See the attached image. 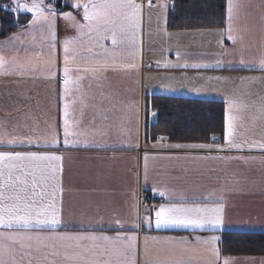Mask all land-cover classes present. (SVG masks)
<instances>
[{
    "label": "crops",
    "instance_id": "0c3cea01",
    "mask_svg": "<svg viewBox=\"0 0 264 264\" xmlns=\"http://www.w3.org/2000/svg\"><path fill=\"white\" fill-rule=\"evenodd\" d=\"M136 2L143 4L134 49L136 57L132 61L137 67L109 69L104 74L106 79L97 82L89 76L83 81L86 105L76 103L72 108L78 135L70 136L69 141L75 143L67 146L63 134V106L66 102L63 44L66 39L78 36L89 43V38L88 35L81 36L72 22L63 16L71 12L77 21L83 23L82 8L75 9L65 0L69 8L63 10V5L61 10L55 9L57 15L50 18L57 22L61 95L56 92L47 98L32 96L27 127L17 116L18 111L11 109L17 113L5 116L6 131L25 139L31 137L33 143L15 147L0 145V151L62 156L59 174L62 191L58 207L62 209V221L67 227L60 231L135 235L140 264L144 261L145 237L158 238L147 241L151 261L183 254L190 264H225L226 260L228 264H264V256L223 255L219 247L224 231H264V154L255 148L251 151L247 147L228 149L225 142L227 117L239 115L235 109L230 110V102H255L258 106L259 98L264 97V71L257 66L240 64L241 59L247 63L264 56V0H235L238 5L232 33L236 37L235 43L228 38V0L224 27L208 30L210 32L171 25L170 12L174 1L170 0L162 47L154 39H147V14L152 5L144 4L143 0ZM89 35L104 47L113 48L111 39ZM132 50L117 46V61H131L129 52ZM93 51L103 53L99 47H94ZM194 63L209 67L182 66ZM244 77L259 79L245 80ZM74 96L79 99L80 94L74 93ZM155 96L221 101L224 128L221 138L218 136L219 141H211L213 137L208 142L173 141L166 130L153 138L151 125L156 122H152V113H157L153 108ZM72 99L73 95L67 98L69 102ZM2 110L0 100V114ZM242 115L244 127L237 128V141L264 137V119L259 117L255 107ZM253 115L257 117L255 121L251 119ZM53 132L59 143L44 147L46 141L51 142ZM197 144L209 145L211 150L173 147ZM217 148L225 150L217 151ZM141 190L151 193L152 207L169 203L222 205L223 225L203 229H157L153 212V223L149 227L144 222L149 209L138 199ZM160 192L164 195L161 196ZM117 220L123 228L115 223ZM137 224L139 227H134ZM213 236L219 237L214 242L218 256L211 251V243L205 245L197 239L207 241ZM165 238H171L172 242ZM180 241L185 243L178 244Z\"/></svg>",
    "mask_w": 264,
    "mask_h": 264
},
{
    "label": "snow or ice",
    "instance_id": "6c2138e0",
    "mask_svg": "<svg viewBox=\"0 0 264 264\" xmlns=\"http://www.w3.org/2000/svg\"><path fill=\"white\" fill-rule=\"evenodd\" d=\"M149 5L151 0H148ZM14 6L12 12H29L33 14L31 24L44 23L51 27L53 21L50 17L57 15L56 10L42 4L41 0H33L31 5L12 0ZM9 8V5H0ZM72 7L83 9V23L77 21L71 12L63 14L66 20L72 22L81 34L88 35L89 43H85L80 36L74 39H66L63 44V84L66 102L63 106V134L64 144L70 143L69 137L78 135L75 131L72 108L76 103L86 105L83 81L89 76L99 82L106 79L104 75L109 69H134L137 65L135 60V45L140 29L142 18V3L136 0H73ZM163 7V5H162ZM238 5L235 0H228V38L234 43L236 37L233 33V21L236 16ZM95 34L100 39H111L112 49L104 47L94 41ZM110 34V35H109ZM53 39L55 34L52 33ZM117 46H126L133 49L129 52L131 61H117ZM54 47V45H53ZM99 47L103 53L94 52L93 48ZM42 54V53H41ZM179 55V53H177ZM219 63V61H218ZM240 64L257 66L264 71V56L258 60L245 62L241 59ZM6 61L0 57V68H4ZM167 66V65H165ZM183 67H209L207 64H184ZM19 71L30 73L40 72L41 66L37 63L21 65ZM76 73L73 75V73ZM51 78V76L49 77ZM245 80H256V77H244ZM74 93H79L76 99ZM73 95L69 102L67 98ZM259 105L247 101L230 102V110L235 109L239 115H229L226 119L225 142L228 149H240L247 147L249 151L258 149L264 154V137L260 140L245 139L238 142L236 139L237 128L244 127L243 113L255 107L261 119H264V97H260ZM155 115V113H153ZM253 115L251 119L256 120ZM239 121V123H238ZM51 142H45L44 147L56 146L59 141L56 133L51 134ZM215 139V138H213ZM27 143L31 145V137L21 138L13 136L0 124V145L17 146ZM37 146H40L37 143ZM181 148L209 149V145H174ZM217 151H224L217 148ZM62 156L56 154H42L38 152L0 151V264H140L137 259V237L118 232L116 236L97 235L94 232H70L60 231L66 228L62 221V209L58 207L61 193L59 174L61 172L60 161ZM147 161V157H145ZM146 178V175H145ZM163 196L164 192H160ZM223 206H187L177 204H160L158 207L149 209V216L144 221L149 227L153 220L151 213L155 214V227L161 228H200L213 226L219 228L223 225ZM123 228L120 221H115ZM134 227H139V224ZM46 233V234H44ZM156 241V237H145L143 264H190L183 256H171L167 259L151 261L148 258L147 241ZM199 242L212 244L211 251L218 256V250L214 242L219 237H211L207 241ZM171 243V238H165ZM178 244L185 241L177 242ZM228 264V261H225Z\"/></svg>",
    "mask_w": 264,
    "mask_h": 264
},
{
    "label": "trees",
    "instance_id": "16d2710c",
    "mask_svg": "<svg viewBox=\"0 0 264 264\" xmlns=\"http://www.w3.org/2000/svg\"><path fill=\"white\" fill-rule=\"evenodd\" d=\"M170 12L171 25L211 30L225 25L226 0H173ZM29 4L33 0H21ZM47 8H69L65 0H41ZM0 38L7 37L26 27L33 19L29 12H12V0H0ZM153 108L157 121L152 124L153 138L162 131L169 132L170 139L178 142L204 141L222 135L224 107L221 101L155 96ZM223 255L264 256V231H224L219 241Z\"/></svg>",
    "mask_w": 264,
    "mask_h": 264
},
{
    "label": "rangeland",
    "instance_id": "374dc122",
    "mask_svg": "<svg viewBox=\"0 0 264 264\" xmlns=\"http://www.w3.org/2000/svg\"><path fill=\"white\" fill-rule=\"evenodd\" d=\"M169 1L157 0L156 3L150 4L152 6L147 14V39H154L159 47H162V35L166 33ZM67 3L71 5L73 1L67 0ZM52 21L51 27L42 22L30 24L20 28L19 32L0 39V57L6 61L5 67L0 68V100L3 102L0 124L5 127V116L17 113L11 109L18 111L17 116L24 122V127L29 125L32 96L35 99L43 96L47 98L56 92L57 95L58 93L61 95L59 86L61 70L57 64L59 46L56 37L57 22L54 18ZM52 33L55 34L54 39ZM37 62L41 66L40 72L20 73L21 65Z\"/></svg>",
    "mask_w": 264,
    "mask_h": 264
},
{
    "label": "built area",
    "instance_id": "2783aa9c",
    "mask_svg": "<svg viewBox=\"0 0 264 264\" xmlns=\"http://www.w3.org/2000/svg\"><path fill=\"white\" fill-rule=\"evenodd\" d=\"M147 1H148V0H147ZM151 2H154V0H151ZM150 197H151V193H149V192H142V191H141V192L139 193V197H138V199H139L140 203H143V202L147 201ZM146 207H147L148 209H151V208H152L150 204H147Z\"/></svg>",
    "mask_w": 264,
    "mask_h": 264
},
{
    "label": "water",
    "instance_id": "95a60500",
    "mask_svg": "<svg viewBox=\"0 0 264 264\" xmlns=\"http://www.w3.org/2000/svg\"><path fill=\"white\" fill-rule=\"evenodd\" d=\"M153 113H155V115H153ZM153 113H152V122L154 123V122H156L157 113L156 112H153ZM213 138H215V139H213ZM213 138L211 139V141H213V142L219 141L218 137H213Z\"/></svg>",
    "mask_w": 264,
    "mask_h": 264
}]
</instances>
